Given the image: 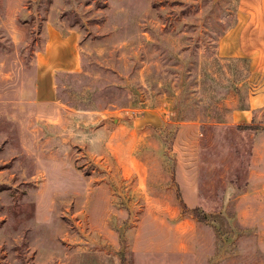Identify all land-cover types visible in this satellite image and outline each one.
Wrapping results in <instances>:
<instances>
[{"label":"rangeland","instance_id":"1","mask_svg":"<svg viewBox=\"0 0 264 264\" xmlns=\"http://www.w3.org/2000/svg\"><path fill=\"white\" fill-rule=\"evenodd\" d=\"M240 12L0 0V264H264Z\"/></svg>","mask_w":264,"mask_h":264},{"label":"crops","instance_id":"2","mask_svg":"<svg viewBox=\"0 0 264 264\" xmlns=\"http://www.w3.org/2000/svg\"><path fill=\"white\" fill-rule=\"evenodd\" d=\"M239 22L237 29V41L240 51L249 58L252 78L255 80L252 87L251 95L247 101V107L245 110L238 112L235 115L236 119H239L241 123H247L252 126L264 125L261 123L264 113V0H241V12L239 14ZM46 40V57L50 60L54 58L56 53V47L49 51V47L54 45L62 47L63 49L71 50L72 45L68 42L71 41V37H59L58 34L47 33ZM38 54L41 53L39 52ZM44 54V53H42ZM63 60L62 68L70 66ZM74 65L77 67V58H74ZM66 69V68H65ZM253 137V151L254 155L249 164H253L254 168L263 169L264 179V131L261 130H249Z\"/></svg>","mask_w":264,"mask_h":264},{"label":"trees","instance_id":"3","mask_svg":"<svg viewBox=\"0 0 264 264\" xmlns=\"http://www.w3.org/2000/svg\"><path fill=\"white\" fill-rule=\"evenodd\" d=\"M243 129V128H242ZM246 130H253L254 128L252 126L245 127ZM181 208L184 211V213L191 214L195 219L201 221V222H207V218L205 215H203L198 208L191 209L188 207V205L181 200L180 202Z\"/></svg>","mask_w":264,"mask_h":264}]
</instances>
